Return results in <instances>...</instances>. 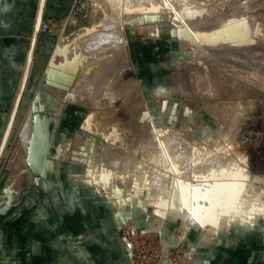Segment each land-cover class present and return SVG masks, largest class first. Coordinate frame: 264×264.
I'll return each instance as SVG.
<instances>
[{"label": "rangeland", "instance_id": "rangeland-1", "mask_svg": "<svg viewBox=\"0 0 264 264\" xmlns=\"http://www.w3.org/2000/svg\"><path fill=\"white\" fill-rule=\"evenodd\" d=\"M162 1L164 0H158L157 2L164 5ZM168 1L171 2L168 5L169 10L174 13L179 12L182 4L196 6L201 11L200 19H197L198 22L202 21V19L203 22H207L206 20L208 19V25L210 23L209 26L212 28L220 20H230L229 18L232 17V14L233 16H238L239 19H242V17L247 19L251 18L256 24H264V0ZM233 4H236V9ZM230 6H232L233 10ZM234 9L235 11L238 10L235 12ZM230 12L233 13L231 14ZM104 17L105 13L97 1L78 0L72 12L67 17L48 16L44 19L41 32L50 38L48 42L49 52L40 75L30 85H27L13 132L5 149L6 154L4 152V158L2 157L1 159V162L3 160V164L2 170H0V197L4 195L5 200H8L12 204L15 203L12 199L13 196L11 194L5 196V192L17 175L22 177V172L20 171L22 169L24 170L23 166H26L28 163V160L26 161L24 157L26 154V143L22 140L20 133L30 116L31 108L34 106V100L39 93L38 100L43 104L51 102L52 104H58L61 108V111L57 114L59 121L57 125L54 124L52 126L55 129L53 150H56L61 143L66 146L64 150L66 154L62 157H57V165L52 174L53 180L58 181L59 184L47 199H52L54 208L63 211L67 209V206L63 203L65 200H75L76 202L74 203L81 208H85L90 203L106 206L113 215L114 226L124 240L125 251L129 256L130 264L136 263L134 258L129 254V241L132 244L133 242L136 243L137 260L139 262L149 258L155 260L166 258L163 259L161 264H173L172 261L167 259V257H171L177 264L187 263L191 247L187 242V234H184V230L187 233L189 226L201 227L210 239L215 238L223 229L230 231L261 229L264 231L263 216H259L254 222H249L247 218H238L235 216L236 213H231L232 215L224 214L219 216L218 219L210 217L209 219L207 218L208 221H206L205 225L209 224L211 227L214 226L215 232H208L205 225L199 223L195 218L189 217L188 210L183 208L178 210L169 209L165 214L158 212L154 207L152 199V190L154 187L150 184L151 177L149 176V170L145 162L139 172L136 171V174L131 177L132 179L130 178L129 183L126 184L120 181V186L118 185V187L122 189V193L118 196L102 192V190L99 192L92 184L83 181L80 177L78 178L79 175L86 174L88 171L86 164L77 162L74 158L75 153L79 152L84 144L82 136L88 141H91V139L95 140L93 166L95 165V159L99 151L107 142V139L100 133L95 136L93 132L86 133L83 131V125L90 115L93 105H86V102L66 103V94H57L55 92L56 90L46 83L47 71L52 53L59 41H61L60 45L62 41H76L81 29L93 26ZM153 18L151 19L155 23L157 19ZM146 20H144L146 24H151L152 21L150 19L146 18ZM174 21L179 22L177 19ZM175 26V24L166 22L159 28L157 33L148 31L140 32L135 28L126 30L128 56L135 76L131 78L130 74H127V76L123 74V77L117 83L119 90H116V92L113 91V93H116V97H113L114 100L112 98H106V95L100 93L101 100L98 103L99 107L95 111L96 127L101 131L104 130L106 134H109L112 133V128L116 126L115 124L129 121L135 128H140L138 133L141 132V134H145L146 136H152L157 133L162 135H179L195 146H209V141L213 139L223 148L226 154L228 153L227 158L229 156V158L239 162L242 167L248 169V173L244 179L247 181L246 183L250 184L248 190L251 188V184L257 190L264 189V37L259 38L257 42H254L248 48L242 49L241 51L243 53L240 51L236 53L237 55H234L235 53L229 50L223 51L220 47L210 43L207 46L213 49V51L210 50L211 52H209L206 45L200 47L203 45V41H201L203 40L202 35L195 36L196 42L184 40L180 36L174 35L173 30ZM201 37L202 39H200ZM141 39L168 41L173 45L174 58L176 60V64H174L179 69L182 83V100L187 102L194 101L199 105V113L207 122L202 123V126L199 127L200 130L196 129L197 126H195V123L193 126L196 131H204L207 129L205 133H193V128L189 122L172 128L165 124L157 125L153 121L131 57L132 43ZM197 43L199 44L197 45ZM218 48L220 50L219 54L222 53L225 56L223 58L224 56L222 54L219 55L221 60H225L224 67L221 60L219 62L217 61L220 59L215 54L218 53ZM200 50L202 51L200 52ZM226 52L229 53L227 54ZM232 63L235 65L233 66ZM105 64L106 60L101 62V66H105ZM227 66L229 67L226 69ZM235 66H238V69ZM135 77L137 79L136 82ZM130 80L133 81L131 82ZM145 111L149 112L150 117L142 120ZM112 125L115 126L113 127ZM206 125L208 126L206 127ZM95 129L97 130V128ZM129 133L128 138L116 142L119 150H130L135 142L138 143V139L135 140L136 137H133L132 133ZM125 141L126 144L124 145L123 143ZM120 143L124 146L122 144L119 146ZM241 156L247 160L249 159L248 161L251 163L250 167L243 164L244 162L242 163ZM26 168L24 171H27ZM29 175L31 179V172ZM113 175L114 173L112 171L103 172L102 179L108 182ZM34 189L35 191H32V193L45 197L36 190L37 187ZM152 216H159V218ZM162 220L166 223H162ZM209 220L211 223L212 221L217 222L211 225ZM166 224L172 227L174 230L173 233L166 234ZM205 227L206 229H204Z\"/></svg>", "mask_w": 264, "mask_h": 264}, {"label": "bare ground", "instance_id": "bare-ground-1", "mask_svg": "<svg viewBox=\"0 0 264 264\" xmlns=\"http://www.w3.org/2000/svg\"><path fill=\"white\" fill-rule=\"evenodd\" d=\"M95 1L101 5L105 17L93 26L81 29L76 41H62L60 52L53 63L49 65L46 78V83L53 87L57 94H66V103L86 102V105H93L92 111L83 125V131L86 133L93 132L95 136L100 133L107 139L93 166L95 140L88 141L82 136L84 144L82 149L75 153L74 158L77 162L86 164L88 171L86 174L79 175L78 178L80 177L83 181L92 184L99 192L102 190V192L118 196L122 193V189L118 187L120 181L126 184L129 183L131 177L136 174V171L139 172L145 162L151 177L150 184L154 187L152 190L154 207L162 214H165L169 209L178 210L183 208L188 210L189 217L195 218L203 225L208 221L207 218L218 219L219 216L232 215L231 213H236L235 216L238 218H247L249 222H254L259 216L264 217V189L257 190L251 184V188L248 190L250 184L244 180L248 169L242 167L239 162L229 158V156L227 158L228 153L226 154L223 148L213 139L209 141V146H195L179 135L157 133L146 136L141 132L138 133L140 128H135L129 121H127L128 123L119 122L115 124L116 126L112 125L115 127L112 128L113 130L111 129L112 133L108 132L109 134H106L104 130H99L95 125V111L101 100L100 93L106 95V98L113 99V97H116V93H113V91L119 90L117 83L123 77V74L124 76L130 74L131 78L134 77L127 56H124L128 51L127 29L135 28L140 32L157 33L162 25L170 22V24L176 25L173 30L175 36L196 42L195 36L202 35L203 45H199L200 47L207 46L210 43L220 47L223 51L229 50L237 55L236 53L248 48L254 42H257L259 38L264 37V24H256L251 18L242 17V19H239L238 16H233V12H230L232 14L230 20H220L212 28L209 26L210 23L208 25V19L207 22H203V19L198 22L197 19H200L201 11L196 6H186V4H182L183 1L180 3L182 5L178 13L170 12L168 5L171 2L168 0L162 1L164 5L158 3V0ZM235 5L233 4L236 9ZM230 7L232 9V6ZM146 18L150 21H152L151 18L157 20L155 23L152 21L151 24H146L144 21ZM176 19L179 22H175ZM222 35H226L227 40ZM206 48L209 52L213 51L208 46ZM217 51L218 53L215 54L220 58L219 55L222 53L219 54V48ZM222 55L224 56V54ZM104 60H106V64L101 66V62ZM220 60L221 58L217 61ZM221 62L224 67L225 60L223 59ZM232 65L235 64L232 63ZM114 81L116 82L112 83ZM35 108H40L41 111L53 116L55 125L59 121L57 114L61 111L58 104H52L51 102L43 104L41 101H37V104H34L31 108L30 116L27 117L28 120L20 133L22 140L26 143V154L24 156L26 161L32 144ZM101 128L103 129V127ZM129 132L132 133L133 137H136L135 140L138 139V143H133L134 145L130 150H119L116 142L128 138ZM52 140L54 144V135ZM126 140L128 141V139ZM123 144L125 145L126 141ZM123 144L122 146H124ZM65 147L61 143L56 150L46 154L44 166L50 176L55 171L57 157L66 154ZM248 160L241 156L242 163L244 162L243 164L250 167L251 163ZM23 167L24 170L27 167L26 169L30 174L29 164L27 163ZM24 170L20 171L22 177L17 175L15 180L11 182L5 196L14 195L12 188L14 190L20 189V194L27 189V186L32 184L34 181L32 172V178L30 179V175ZM109 171H112L114 175L107 182L102 179V173ZM11 204L8 200H5V203L0 206V210H7ZM3 206L6 207L3 208ZM216 222L212 221L211 223L209 220L211 225ZM205 226L208 232H215L214 226L211 227L209 224ZM132 247V243L129 241V254L134 258Z\"/></svg>", "mask_w": 264, "mask_h": 264}, {"label": "crops", "instance_id": "crops-1", "mask_svg": "<svg viewBox=\"0 0 264 264\" xmlns=\"http://www.w3.org/2000/svg\"><path fill=\"white\" fill-rule=\"evenodd\" d=\"M39 1L0 0V143L26 64ZM77 1L46 0L43 21L48 16L67 17ZM49 40L40 33L27 85L42 71ZM124 56L135 76L128 51ZM131 57L153 121L172 128L189 122L193 133H205L207 129L199 131L207 122L199 113V105L182 100L173 45L136 40ZM2 164L3 160L0 170ZM12 191L16 202L20 189ZM51 200L32 193L20 208L0 216V264H130L124 240L106 206L90 203L81 208L75 200H65L67 209L63 211L54 208ZM165 232L174 230L166 224ZM186 236L191 251L185 264H264L261 229H223L210 239L201 227L192 226Z\"/></svg>", "mask_w": 264, "mask_h": 264}, {"label": "water", "instance_id": "water-1", "mask_svg": "<svg viewBox=\"0 0 264 264\" xmlns=\"http://www.w3.org/2000/svg\"><path fill=\"white\" fill-rule=\"evenodd\" d=\"M45 4H46V0L39 1L36 21L30 40V46H29L26 64L15 97V101L12 107V111L10 113L9 120L0 143V162L5 152V149L8 145L10 136L13 132V128L15 126V122L18 117L21 103L26 92L30 69L32 66L34 56L36 54L40 33L43 27ZM60 43L61 41H59V43L57 44L56 48L52 53L50 64L53 63V61L56 59L57 55L60 52ZM38 94L34 100V104H37V101H39ZM149 117H150L149 112L145 111L142 120L148 119ZM54 124H55V118L53 116L46 114L44 111H41L40 108H35L34 124H33V132H32V144L29 149V156H28V164L30 167V171L32 172V175L34 177V181L27 189L22 191L20 198L15 203L11 204L7 210L4 211L0 210L1 217H5L11 212H13L15 209H17V207L25 201L27 196L30 193H32V191H35L34 189L35 187H37L36 190H38L43 196L49 197L58 186L59 184L58 181L53 180V175L50 176L44 166V159L46 154H48L50 151L53 150L52 138L55 129H53L52 126ZM4 203H5V197H3L2 195V197H0V206L3 205ZM191 227L192 226H189L188 229H191Z\"/></svg>", "mask_w": 264, "mask_h": 264}, {"label": "built area", "instance_id": "built-area-1", "mask_svg": "<svg viewBox=\"0 0 264 264\" xmlns=\"http://www.w3.org/2000/svg\"><path fill=\"white\" fill-rule=\"evenodd\" d=\"M184 234L186 235L187 233L185 232V230H184ZM133 242V241H132ZM160 244V243H159ZM133 251H134V260H135V263L136 264H161V262L163 261V259H166V258H162V259H152V258H149V259H145L144 261H142V262H139L138 260H137V257H138V254H137V252H136V243L135 242H133ZM167 259H169L170 261H172L173 262V264H177V262H175L174 260H173V258H171V257H167Z\"/></svg>", "mask_w": 264, "mask_h": 264}]
</instances>
